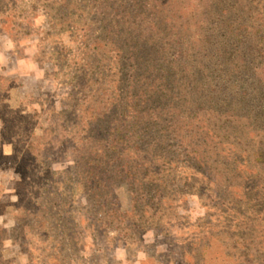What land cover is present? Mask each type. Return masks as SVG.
<instances>
[{
  "label": "rangeland",
  "instance_id": "374dc122",
  "mask_svg": "<svg viewBox=\"0 0 264 264\" xmlns=\"http://www.w3.org/2000/svg\"><path fill=\"white\" fill-rule=\"evenodd\" d=\"M225 1L235 29L249 25L254 11L264 13V0ZM212 2L0 0V264H264V166L243 159L263 135V116L255 121L240 105L242 118L224 114L227 107L207 113L206 125L226 135L225 146L187 148L188 140L178 142L172 133L166 151L173 155L158 153L153 141L144 147L136 138L141 133L134 132L121 142L119 154L112 157L109 150L103 157L100 151L109 145L99 146L96 137L107 139V129L118 125L91 126L107 95L132 74L126 59L119 63L104 54L111 50L108 40L100 42L108 21H130L132 30L149 37L146 28L156 23L160 4L165 13L176 14L167 23L183 39L194 43L213 33L222 40ZM170 33L165 32L172 40ZM242 77L251 81L250 75ZM172 109L169 104L165 111L169 119ZM168 121L172 127L174 120ZM229 144L242 153L241 160L234 162L226 152ZM140 151L149 153L152 171L159 155L166 159L173 180L161 205L151 194L142 195L144 231L119 238L111 209L120 204L126 211L137 184L114 178L127 160L140 182H150L140 175ZM194 153L203 158L200 166ZM97 155L108 179L98 189L88 165ZM106 203L116 206L108 209Z\"/></svg>",
  "mask_w": 264,
  "mask_h": 264
},
{
  "label": "trees",
  "instance_id": "16d2710c",
  "mask_svg": "<svg viewBox=\"0 0 264 264\" xmlns=\"http://www.w3.org/2000/svg\"><path fill=\"white\" fill-rule=\"evenodd\" d=\"M211 7L215 15L220 18L219 22L223 27L222 40L213 33L198 36L194 43L183 39L180 32L175 33L174 26L170 25L171 22L167 23L171 18L174 20L176 14L165 13L166 9L160 4L155 6L158 14L156 23L152 25V29L146 28L147 32L151 31L149 37L143 36L144 34L140 31L137 33L135 29L132 30L128 25L130 21H124L128 24L122 25L120 21L114 20V24L119 25L120 30H116L112 21H108L102 30L101 38L103 39H100V42L108 40L111 50L106 49L104 54L108 58L114 55L119 63H122V58L126 59L128 70H131L132 74L130 81L122 83L123 87L118 84L107 95L103 104L105 109H96L95 114L92 115L91 126L94 128L105 123L118 125L117 130L107 129L110 131L107 139L96 137L99 146L102 143L105 146L109 145L107 150L104 146L102 147V151L106 150L104 153L100 151L103 157L109 150L112 157L119 154L120 147L124 145L121 142L131 140L135 136L134 132L141 133L136 138L144 141V147L149 141H153V149L158 153L174 154L171 150L166 151L169 147L166 144L172 133L178 142L187 139V148L199 144L204 145V149L211 145L217 149L224 145L223 140L227 137L215 133V129H210L204 119L207 113L213 114L214 110L219 111L223 107H227L222 112L229 117L242 118L237 115L241 111L240 105L249 117L252 114L257 121L258 117L263 116L264 121V13L254 11L255 18L249 25H242L235 29L232 25L233 19H230L233 17L231 11L222 0H213ZM249 11H252V8ZM191 16L193 20L194 15ZM123 26H126L127 31ZM168 31L171 32L169 37L172 40L167 39L165 32ZM227 35L232 36L227 37L226 40ZM216 38L217 41H214ZM151 40H153L152 46L149 45ZM95 50L98 49L95 48ZM220 66H222L221 70H219ZM215 72L217 75L220 73L224 75L221 78L214 77L209 80L208 76ZM242 75H250L252 82L248 77L243 79ZM169 104H173L171 119L166 113ZM253 107L258 111L252 112ZM180 116L185 117L184 122L179 121ZM168 120H174L173 129L169 124L171 121ZM122 129L130 134L122 136ZM118 130L120 134H113ZM262 132L263 135L257 141V147L251 152L247 151L246 158L241 152L238 155L234 145L233 147L230 144L227 145L229 148L226 152L234 158V162L241 160L242 157L244 162L248 159L250 161L252 157L253 163H262L264 166V131ZM146 154L143 151L137 153L139 158L137 162L140 164L142 178L146 176L151 178L148 184L140 182V179L134 176L129 167L130 161L127 160L119 164L120 169L114 178L118 181L123 178L126 182L132 181L137 184L131 190L126 211L120 204L113 208L116 206L114 203L108 205L106 203L108 209L113 208L110 214L116 221L114 231L119 238L132 237L144 231L141 224L146 210H138L140 200L145 198L142 195L151 194L150 200L161 205L166 199L165 190L170 182L172 184L173 179L169 176H173V173H170L166 159L163 157L161 159L159 155L158 159L154 160L155 165L152 171L149 153ZM100 160L101 157L97 155L94 160L88 162L89 171L93 173L90 175V180L96 189L108 181L104 178L103 164H100ZM193 160L196 161L197 166H200L203 158L201 154L194 153ZM251 175L257 176L255 172ZM151 189L153 192L150 193ZM115 200H118L116 196Z\"/></svg>",
  "mask_w": 264,
  "mask_h": 264
}]
</instances>
